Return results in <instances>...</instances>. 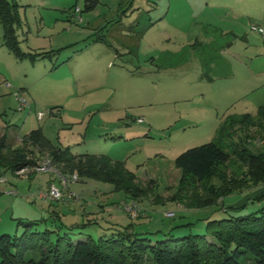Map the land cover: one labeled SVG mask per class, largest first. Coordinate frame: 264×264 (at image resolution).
Here are the masks:
<instances>
[{"label": "rangeland", "instance_id": "obj_1", "mask_svg": "<svg viewBox=\"0 0 264 264\" xmlns=\"http://www.w3.org/2000/svg\"><path fill=\"white\" fill-rule=\"evenodd\" d=\"M15 1L22 18L17 28L22 48L53 50L54 54L35 64L28 59L9 64L16 80L7 81L8 90L25 91L31 107L7 110L5 118L17 117L22 133L43 127L44 134L58 146L123 160L147 189L140 199L142 205L132 202L142 208L139 214L132 217L128 213L137 220L135 231H146L153 239L164 234L204 235L209 220L229 215L224 208L239 215L264 206V198L259 197L264 183L203 207L191 208L171 200L181 179L176 157L188 148L215 140L217 128L229 114H256L264 103V36L251 29L253 25L264 26V0H100L90 11L76 10L84 9L85 0ZM149 24L153 26L143 36ZM207 26L211 31L206 34L216 37L218 48L208 54L221 70L223 62L219 61L228 60L231 65L232 75L214 82L201 76V49L196 55L192 50L174 55L195 36L205 37ZM219 44L231 45L222 51ZM183 58L188 59L184 64ZM218 69L211 73L218 74ZM251 75L258 89L248 95L237 91L240 82ZM39 111L45 113L41 121L37 119ZM140 117H145V122L138 123ZM256 135L253 132L247 144L244 133L238 131L225 139L226 145L234 151L239 141L257 152L263 139H256ZM44 159L39 158V163ZM38 164L15 173L0 169V177L7 179L0 182L1 226L12 216L16 225L19 220L39 218L33 229L69 232L72 240L84 238V234L97 239L102 231H109L104 223L73 229L66 225L59 230L51 222L41 223L30 188L34 185L36 191L39 185L45 186L50 173L37 171ZM52 169L55 171L47 172H59L54 165ZM226 170L241 177L246 168L234 156ZM35 173L39 174L28 178ZM104 183L79 178L70 183L74 197L51 203L69 206L65 200L79 203L84 199L89 204L99 203L102 194L97 187ZM212 184H219L216 177L207 186ZM124 195L116 192L104 200L117 209ZM36 203L43 202L36 199ZM73 207L79 212L75 204ZM95 208L98 206L93 204L87 212ZM71 218L66 224L88 222L83 215ZM17 226L9 234L19 235L25 229L23 224ZM56 239L53 234L52 240Z\"/></svg>", "mask_w": 264, "mask_h": 264}, {"label": "trees", "instance_id": "obj_2", "mask_svg": "<svg viewBox=\"0 0 264 264\" xmlns=\"http://www.w3.org/2000/svg\"><path fill=\"white\" fill-rule=\"evenodd\" d=\"M100 0H85L84 9H94ZM22 18L15 0H0V24L3 44L18 58L38 59L51 57V51L25 52L20 47L17 28ZM242 131L247 144L253 132L263 139L262 147L254 152L246 144L238 143L230 150L225 139ZM261 136V137H260ZM245 166L244 175L227 173L233 157ZM49 158L63 175L77 174L80 179H93L114 185L131 197L147 194L123 161L113 160L106 154L74 153L69 147L54 144L36 128L25 134L22 144L13 146L5 137L0 138V169L15 173L37 165L38 159ZM175 165L181 172L173 201L189 207H203L219 202L227 195L242 192L264 183V104L256 114H229L220 124L215 140L193 146L180 153ZM216 177L219 184L207 186ZM264 198V192L259 196ZM230 209H239L229 207ZM207 222L206 234H188L153 239L148 232L134 231L132 224L115 227L97 239L84 236L72 240L69 232L33 229L37 220H19L21 234L0 235V264H264V206L246 214H232ZM84 224H73V229ZM59 230V228L57 229ZM53 234L57 239L52 240ZM211 237V239H209Z\"/></svg>", "mask_w": 264, "mask_h": 264}, {"label": "crops", "instance_id": "obj_3", "mask_svg": "<svg viewBox=\"0 0 264 264\" xmlns=\"http://www.w3.org/2000/svg\"><path fill=\"white\" fill-rule=\"evenodd\" d=\"M153 24H149L144 28L143 36L147 32H149V30L152 28ZM132 28H134V27H132ZM132 28H130V29H132ZM210 31H211V29H209L208 26L205 27L204 28V35L206 33H210ZM0 33L2 35L1 36L2 40H0V138L5 137L9 143H11L12 145H16V144L22 143V138L24 137V135L31 131L30 130L29 132L22 133L23 128L20 127V123L17 122V117L11 118V120H8L5 118L6 115L8 114L7 110H18L17 109L18 100L16 99V96H15V94L17 92L14 93L12 90H8L7 81H9V80L15 81L16 80L15 72L11 70L9 64H15L16 60L21 59V58H18L11 50H9L3 44V27H2V29H0ZM17 33H18V31H17ZM18 36H19V34H18ZM216 40H217L216 37L209 36L208 34H206L205 37L204 36L203 37L195 36L191 40L192 42H190L187 45L182 46V48L179 51L175 52L174 55H178V54H180L182 52H186L188 50H192L193 54L196 55L197 54L196 50L201 49V52L198 53V60H199V65H200L201 70H202L201 71L202 72V74H201L202 78L208 80L209 82H214L216 80V78L229 77L232 74H231V65L228 62V60L223 59V60L219 61V62H223V70H221V65H219V63L216 62V59L214 58V56L208 54V51L210 49H213L214 51H216L218 49L216 47ZM230 45L231 44H229V45H227V47H225V46H222L219 44V49L223 51L225 48H229ZM20 47L23 51H25L22 48L21 43H20ZM25 52H32V51L28 50ZM22 59H28L29 61H31L29 58H22ZM187 60H188L187 58H183L182 63L183 64L186 63ZM36 62H34V63L32 62V63L35 64ZM217 68H219L216 72L218 74H215V73L212 74L211 73L212 69H217ZM257 89H258V87L256 86V80H255L254 75H251L249 78H246L245 80L241 81L240 84L238 85V87L236 88L237 91L241 92L244 95H248V93H250V92L253 93ZM19 91H23V90H19ZM24 92L25 91H23L22 94L25 96ZM231 93L233 94L234 92L231 91ZM262 104H264V103H262ZM262 104H260V105H262ZM30 110H33V109L31 108ZM19 111H23V110H19ZM44 117H43V119H44ZM143 118L145 120V117H143ZM37 119L39 121L43 120V119L40 120L38 118V116H37ZM38 128H42V130L44 131L43 127H38ZM218 128H217V131H218ZM34 129H36V128H34ZM71 151L74 153H95V152H89V151H86V152H79V151H73V150H71ZM96 154H104V153H96ZM106 155H108V154H106ZM112 159L116 160V161H123V160H118V158H115V159L112 158ZM46 173H50V175L48 177H46V185L45 186L39 185V187L36 191L34 190V185H31V188H30V190H32V192H30L31 197L35 201V203H33V204H35V206L38 207V208H36V210L39 213V216L41 217L40 218L41 223L43 222V224L47 225L51 222L50 225L52 227L55 226V227H57V229L58 228L65 229L66 225L70 226L73 224H79L78 222H74L73 224H70V225L66 224L65 221H68L70 219V216H72L74 218L76 215H79V216L83 215L84 218L88 219V222L87 223L84 222L81 224L86 225V224L90 223V224H98V226H101V224L104 223L107 226V228L109 229V231L108 232L102 231V232H104L103 234L111 233L113 231V229L117 226L123 227V226H126L128 224H132V228L134 230V225H135L134 223L137 222V220L130 218L128 213L123 209L122 205H123V203L140 201L141 198L137 199L135 197H131L130 195H128L124 192L125 195H124V197H122L121 202H119L117 209H113L111 206H109L108 202H106L104 200V198L109 197L116 192H123V191H116L114 189L113 184L106 182V183H104V185H100L97 187V192L102 194V199L99 200L100 201L99 203L92 202L89 204V202L84 199V201L79 202V203L78 202L72 203L70 201L67 202V200H65L66 201L65 203L69 204V206H65L64 204L61 205V203L54 204V203H51V201L55 202V200H53L49 196H47L46 193L49 190L51 185H56L58 187H60L61 185L59 182L58 175L56 173H52V172H46ZM36 174H39V173H35L33 175H30V176H28V178L31 179ZM6 181H7V179H6ZM56 181L58 183H56ZM70 189L72 190L71 186H70ZM33 190H34V192H33ZM12 194H14V193H12ZM36 199L41 200L43 203H41V204L36 203ZM139 203L142 205L141 201ZM44 204H48L49 208L47 209L46 206H44ZM74 204H75V207L77 206V208L80 209L79 212H77L74 209V207H73ZM93 204H94V206L97 205L98 208L97 209L95 208L94 212H91V211L87 212V208H89ZM142 207H143V210H146L144 206H142ZM70 214H74V215H70ZM13 217L14 216H12V220L11 219L8 220V223H6V224L3 223V226L0 225L1 226L0 227V235L2 233H9L13 229H18L17 228L18 224L16 225L14 223ZM27 217L28 216H24L23 218L27 219ZM28 218H30V217H28ZM73 218H71V219H73ZM33 219L39 220V218H33ZM1 222H2V220L0 221V223ZM102 232L99 236L102 235ZM142 232H146V231H142ZM84 236H92V234H84Z\"/></svg>", "mask_w": 264, "mask_h": 264}, {"label": "built area", "instance_id": "obj_4", "mask_svg": "<svg viewBox=\"0 0 264 264\" xmlns=\"http://www.w3.org/2000/svg\"><path fill=\"white\" fill-rule=\"evenodd\" d=\"M76 10L81 11V9L79 7L76 8ZM251 29L264 36V26L253 25L251 27ZM15 96H16V99L18 100V107H17L18 110H24L26 108L31 107L30 102L22 94V91H18L15 94ZM37 116L41 120L45 116V113L43 111H39L37 113ZM136 121L138 123H143L145 120L143 117H140ZM52 167H53L52 161L49 158H46L38 164L36 169H37V171H40V172H47L49 170L55 171L54 169H52ZM25 169H27V168L21 169V171L25 170ZM56 174L58 175L59 182H60L61 186L58 187L56 185H51L49 190L47 191L46 195L49 196L53 200H59V201L64 200L66 198L70 199V198L74 197L75 193L73 191H71L69 189V187H70V183L79 180V176L77 174L63 175L60 172H57ZM5 181H6L5 177H3V176L0 177V182H5ZM11 193H16V191H11ZM122 207L132 217L137 216L139 214V212L142 210V208H140L139 205H137L136 203H132V202L123 203ZM173 214L174 213H168V216H171Z\"/></svg>", "mask_w": 264, "mask_h": 264}]
</instances>
